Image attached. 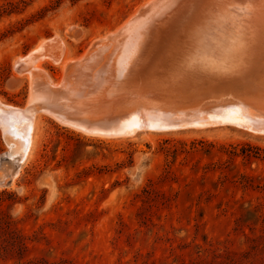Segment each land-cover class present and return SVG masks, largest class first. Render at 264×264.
<instances>
[{"label": "rangeland", "instance_id": "374dc122", "mask_svg": "<svg viewBox=\"0 0 264 264\" xmlns=\"http://www.w3.org/2000/svg\"><path fill=\"white\" fill-rule=\"evenodd\" d=\"M150 1L0 0L2 102L28 106L32 79L16 62L40 43L64 38L77 59ZM43 66L54 83L65 78L61 64ZM104 77L105 86L72 97V113L96 121L138 101L190 108L226 89L243 93L190 83L178 94L155 80L108 90ZM145 91L154 92L141 100ZM36 117L24 162L0 126V264H264V134L224 123L98 135Z\"/></svg>", "mask_w": 264, "mask_h": 264}, {"label": "bare ground", "instance_id": "6f19581e", "mask_svg": "<svg viewBox=\"0 0 264 264\" xmlns=\"http://www.w3.org/2000/svg\"><path fill=\"white\" fill-rule=\"evenodd\" d=\"M147 5L144 13L130 18L120 30L100 37L77 59L70 58L65 39L56 37L17 60V67H23L32 79V91L27 108L11 106L0 99V125L9 136L12 155L18 154L24 162L31 154L39 111L98 135L224 123L264 134V96H260L264 94V0H152ZM73 34L80 37L79 31ZM48 59L66 71L59 83L45 74L43 62ZM104 76L113 81H109L108 90H114L113 84L136 88L146 80H155L168 92H177L181 80L229 76L230 83L246 88L241 86L243 93H234L237 88L225 84L233 92L226 89L225 93H217L210 106L150 107L149 102L135 101L136 106L118 116L114 113L96 121L71 119L68 114L72 113V97H85L105 86L108 79ZM202 83L197 86L203 87ZM146 93H139V98L143 100Z\"/></svg>", "mask_w": 264, "mask_h": 264}, {"label": "water", "instance_id": "95a60500", "mask_svg": "<svg viewBox=\"0 0 264 264\" xmlns=\"http://www.w3.org/2000/svg\"><path fill=\"white\" fill-rule=\"evenodd\" d=\"M75 31H79V34H81V31L79 30V29H72V31H70L72 34H73V32H75ZM70 35V34H69ZM73 78V77H72ZM232 80V78H230V76L229 77H225V78H219L218 80H216V79H212V78H210V77H208V78H205V79H200V80H196V79H188V80H186V81H184V80H181V81H183L182 83H181V85H180V88L182 87V85H185V86H187L186 84H189V83H197V84H199V83H201V82H203L202 84L203 85H206V84H214L215 86H220V85H223V84H225V83H230V81ZM193 81V82H192ZM232 82V81H231ZM115 86V84H113L112 85V87H114ZM119 87V86H118ZM56 90H60L61 91V89L59 88V87H57L56 88ZM186 91H184V90H178L179 92H181V94H183V93H186V94H188V93H191V92H189V91H187L188 89H185ZM59 91V92H60ZM131 93H134V94H136L135 92H131ZM153 92H148V97L150 96V94H152ZM116 97V96H115ZM120 102H121V99L119 100ZM25 108H27V106L25 107ZM34 108H37V107H34ZM85 116L86 114L84 113V111H79V113H69L68 114V116L71 118V119H80V120H84V116ZM83 118V119H82ZM1 126V125H0ZM2 127V126H1ZM3 128V127H2ZM3 130H4V128H3ZM4 132H5V130H4ZM5 136H7V137H9L6 133H5ZM11 156H13V158H18V160L19 161H21L22 162V160H21V157L18 155V154H15V155H12V152H11Z\"/></svg>", "mask_w": 264, "mask_h": 264}]
</instances>
